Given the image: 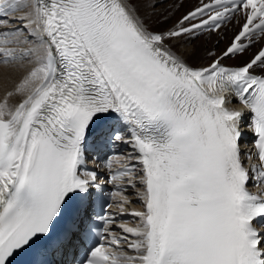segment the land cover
<instances>
[{"label": "snow or ice", "instance_id": "obj_1", "mask_svg": "<svg viewBox=\"0 0 264 264\" xmlns=\"http://www.w3.org/2000/svg\"><path fill=\"white\" fill-rule=\"evenodd\" d=\"M0 84V264H264V0H0Z\"/></svg>", "mask_w": 264, "mask_h": 264}, {"label": "bare ground", "instance_id": "obj_2", "mask_svg": "<svg viewBox=\"0 0 264 264\" xmlns=\"http://www.w3.org/2000/svg\"><path fill=\"white\" fill-rule=\"evenodd\" d=\"M186 10H187V8L182 9L181 11H186ZM157 12H158V13H159V12H163V9H158ZM179 14H180L179 12L176 13L177 16H178ZM155 19H156V18L153 17V19L150 20L149 23H154V22H155ZM230 35H231V33H227V34L225 35V37H224V43L227 42V37L230 36ZM197 43H203V42L201 41V42H197ZM224 43L221 44V48L224 47ZM209 46H210V45H209ZM191 47H192V46L190 45V46H189V49H190ZM253 51H255V49H253ZM239 62H240V61H239L238 59H237V60L227 61L228 64H237V63H239ZM0 87H2V84H0ZM246 148H249V146H246ZM127 194L129 195V198L132 200V203H130L129 205L126 206V207H127V210H131V209H134V208H135V209H136V208H139V207H140V204L136 201V197H135L134 195H132L131 191H129ZM112 209H113V208H112ZM128 225H129V226H135V224L132 223V222H129Z\"/></svg>", "mask_w": 264, "mask_h": 264}]
</instances>
